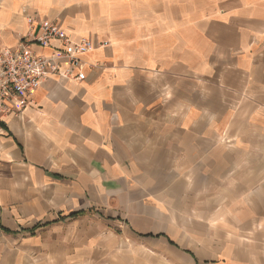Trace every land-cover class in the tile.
<instances>
[{
  "label": "crops",
  "instance_id": "1",
  "mask_svg": "<svg viewBox=\"0 0 264 264\" xmlns=\"http://www.w3.org/2000/svg\"><path fill=\"white\" fill-rule=\"evenodd\" d=\"M41 22L93 48L0 114L3 263L230 264L213 218L264 216V0H0V46Z\"/></svg>",
  "mask_w": 264,
  "mask_h": 264
},
{
  "label": "built area",
  "instance_id": "2",
  "mask_svg": "<svg viewBox=\"0 0 264 264\" xmlns=\"http://www.w3.org/2000/svg\"><path fill=\"white\" fill-rule=\"evenodd\" d=\"M53 41L60 42L62 48L50 55L36 52L37 46L47 47ZM92 48L90 39L75 41L55 22L38 23L36 29L16 47L0 46V114L7 110L8 103L19 101L21 108L25 107L26 100L51 76L84 81L83 57ZM63 63L68 69H63Z\"/></svg>",
  "mask_w": 264,
  "mask_h": 264
},
{
  "label": "rangeland",
  "instance_id": "3",
  "mask_svg": "<svg viewBox=\"0 0 264 264\" xmlns=\"http://www.w3.org/2000/svg\"><path fill=\"white\" fill-rule=\"evenodd\" d=\"M198 231L202 232L200 227ZM212 231L208 229L207 234L211 233L214 238L217 251L214 257L218 263L225 259L230 264H264V216H218L213 218ZM12 240L11 236L0 238V241H5V244L0 243V264H4L3 259L9 257L5 256L8 251H15L1 248ZM9 246L13 247L12 244Z\"/></svg>",
  "mask_w": 264,
  "mask_h": 264
},
{
  "label": "trees",
  "instance_id": "4",
  "mask_svg": "<svg viewBox=\"0 0 264 264\" xmlns=\"http://www.w3.org/2000/svg\"><path fill=\"white\" fill-rule=\"evenodd\" d=\"M78 214H75V215H73V216H77ZM6 233H11L10 231H8V230H4Z\"/></svg>",
  "mask_w": 264,
  "mask_h": 264
}]
</instances>
